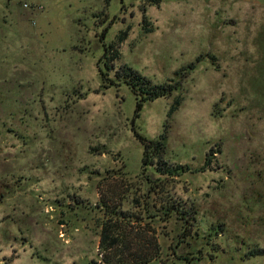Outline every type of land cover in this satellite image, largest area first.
Returning a JSON list of instances; mask_svg holds the SVG:
<instances>
[{"label": "rangeland", "instance_id": "obj_1", "mask_svg": "<svg viewBox=\"0 0 264 264\" xmlns=\"http://www.w3.org/2000/svg\"><path fill=\"white\" fill-rule=\"evenodd\" d=\"M107 206L147 264H264V5L0 0V264H101Z\"/></svg>", "mask_w": 264, "mask_h": 264}, {"label": "trees", "instance_id": "obj_2", "mask_svg": "<svg viewBox=\"0 0 264 264\" xmlns=\"http://www.w3.org/2000/svg\"><path fill=\"white\" fill-rule=\"evenodd\" d=\"M147 1L152 4H158L160 3L161 0H147ZM107 54L108 52L106 53L105 57H108ZM117 56L119 57V54L113 56V58ZM127 69L132 76H134L136 79L139 80V82L141 83L140 86L145 88V90L147 91V95L142 96L141 101L147 99H154L167 94V89H166L167 85L153 86L150 84L149 80L144 78L142 75H140L132 68L128 67ZM130 83L132 88L137 92L138 90L137 84L132 82ZM141 101H139L138 103L139 110L141 109L142 106ZM138 137L146 144V149L144 151V164L147 165L149 163H154L155 160L153 157L155 154H161L163 152L164 143L159 141L158 142L152 141V140L149 141L147 138L141 136L140 134H138ZM152 146H155L154 149H151ZM166 163L167 162H164V164ZM168 166L170 167L173 165L168 164ZM163 168H166V170L168 171H172L170 168H167V165H164ZM183 169L188 170L189 168L185 165H178L174 170L177 171V173H179V171ZM164 174H166V172ZM156 184L159 183L155 182L154 185ZM146 205H148V202ZM181 205H182L181 202L178 201L169 202V204L167 202L166 205L162 206V209H164L162 211L168 218L170 216L171 217L176 216L178 219H186L188 210L185 208L180 209ZM118 207L119 206H114V207L107 206V208L111 209L114 215H116L117 219L114 222H112L113 220L110 221L111 219L105 220L104 224L102 225L100 231V241L98 246L99 255L102 258L101 264H147L150 261H152L154 258L160 257V246L154 234L155 231L153 229L148 231L153 233L151 234L152 236L150 239V244L148 245L144 244V242L140 238L143 232L140 230L134 232L135 231L134 229L128 227V225L132 223L133 221L132 219L138 216H135L132 213L128 214V212H125L123 210L119 211ZM147 211L150 212V209L148 207H146V212ZM191 214L189 215L188 220H186L187 222H191L190 220L194 217ZM157 215H161V214H153V216L151 217ZM146 247H149V251H146Z\"/></svg>", "mask_w": 264, "mask_h": 264}, {"label": "crops", "instance_id": "obj_3", "mask_svg": "<svg viewBox=\"0 0 264 264\" xmlns=\"http://www.w3.org/2000/svg\"><path fill=\"white\" fill-rule=\"evenodd\" d=\"M211 1V0H208ZM246 1H250V0H246ZM258 3H260L261 5H264V0H256Z\"/></svg>", "mask_w": 264, "mask_h": 264}]
</instances>
